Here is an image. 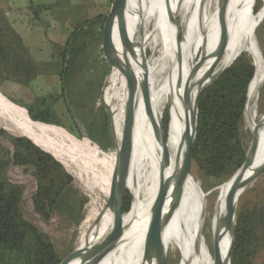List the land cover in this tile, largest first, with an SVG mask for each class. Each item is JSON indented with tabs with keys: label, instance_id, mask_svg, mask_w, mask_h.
Listing matches in <instances>:
<instances>
[{
	"label": "bare ground",
	"instance_id": "1",
	"mask_svg": "<svg viewBox=\"0 0 264 264\" xmlns=\"http://www.w3.org/2000/svg\"><path fill=\"white\" fill-rule=\"evenodd\" d=\"M253 1L130 0L129 14L125 12L130 39L134 41L139 39L142 20L138 14L143 17L146 27H150V33L144 36V47L152 51L149 61V85L155 114L160 116L166 105H169L166 144L171 168L165 171L166 177L180 162L183 154L182 146L190 114L186 109L184 97L189 85V75L194 97L208 77L220 72L239 54H249L253 58L255 72L247 91L245 115L247 126L250 124V128L254 129L258 125L252 116L251 105L258 85L264 82V58L258 52L255 38L251 36L252 20L256 17L249 19L251 8L249 5ZM261 1L263 6L257 13V20L261 18L260 22L264 20V0ZM169 8L174 17L182 23L178 60L175 55V26L170 19ZM111 15V25L103 35V51L115 63V68L101 100L102 105L110 109L109 114L113 118L117 139L120 137L122 125L134 124V130L127 134L126 145L123 148L125 184L132 187L134 201L130 212L123 217L120 246L100 264H163L143 247L150 207L158 188L160 151L156 144L155 125L144 113L139 71L135 66L128 39L122 32L118 0L113 2ZM225 20L224 38L216 56L211 59ZM260 22L255 23L253 30ZM206 27L209 28V33L205 39ZM0 125L8 126L16 135L29 138L58 161L62 158L71 161L80 158L79 161L82 158L79 155L83 152L88 156L97 157L89 147L81 146L66 132L32 122L23 108L12 105L1 93ZM80 138L91 143L86 132H83ZM107 152L108 150L102 151V154L105 155ZM105 159L110 162L109 169ZM98 164L106 169L110 177L104 181L103 194L106 203L99 208L94 206L93 201L89 204L85 227L83 226L84 230L81 235L79 234V247L73 251L72 257L65 259L62 264H78L86 256H89L90 260L95 259L106 247L113 231L115 215L112 192L116 184L117 153L116 159L110 160L105 156L103 160H98ZM262 167L264 124L252 152L250 173ZM98 174L103 180L104 174L101 171H98ZM232 182L233 180H229L218 187V195L210 213L208 203L210 194L203 192L194 179L186 181L158 233V244L166 257L173 252L179 257L178 264H214L212 241L209 245L207 238L213 237L217 220L224 213L225 198ZM111 216L113 220H110ZM207 225L210 236L206 237ZM230 245V237L224 236L220 242L222 264H227Z\"/></svg>",
	"mask_w": 264,
	"mask_h": 264
},
{
	"label": "trees",
	"instance_id": "2",
	"mask_svg": "<svg viewBox=\"0 0 264 264\" xmlns=\"http://www.w3.org/2000/svg\"><path fill=\"white\" fill-rule=\"evenodd\" d=\"M45 9L43 5H29V10L35 16ZM257 13L255 8L251 9L249 19ZM104 18L101 16L77 25L66 44L56 49L52 61L39 65L0 9V89L14 85L27 92L39 76L52 75L51 72H54L60 81L64 110L56 98L47 101L35 91L30 92L34 96L31 99L33 102H25V106L20 101L10 100L5 94L3 96L13 105L23 108L32 122L68 129L72 133L71 126L76 131L78 129L67 110L65 92L91 146L99 153L112 146L108 113L98 103L97 94L106 75V64L98 57L99 46L103 49ZM99 39L102 43L98 46ZM256 39L258 43L264 44V26ZM254 72L253 59L247 53H241L216 81L204 89L198 99L194 166L217 185H223L232 178L245 161L250 133L245 129L244 111ZM92 75H95V81L90 90L88 80ZM80 81L86 84V88L80 86ZM168 120L167 111V125ZM0 137L11 147L8 149L0 144V264H60L63 259L50 238L23 216V188L10 183L6 174L10 166L25 168L31 173L36 182L32 203L35 213L42 220L49 221L64 207L78 224L83 204L75 210V207L66 203V194L73 178L52 155L27 138L12 136L4 130L0 131ZM126 189L132 192L128 184ZM130 208L131 197L126 191L124 212L129 213ZM110 220H113L112 216ZM262 254L264 189L251 200H239L230 264H254Z\"/></svg>",
	"mask_w": 264,
	"mask_h": 264
},
{
	"label": "water",
	"instance_id": "3",
	"mask_svg": "<svg viewBox=\"0 0 264 264\" xmlns=\"http://www.w3.org/2000/svg\"><path fill=\"white\" fill-rule=\"evenodd\" d=\"M114 1L115 0H111V8L109 10V13L105 16L103 31L107 30L111 25L112 22L111 12L113 9ZM118 3H119V10L121 13L122 32L123 35L126 36L128 39V42L131 47V53L135 62V66L139 71L138 78L141 88L142 99H143L144 113L146 118H151L152 121L154 122L155 132H156V144L160 151L158 188L153 203L150 207V211H149L150 216H149L148 226L144 235L143 247L147 248L149 252L155 258L159 259L163 264H170L168 261V257H166L162 253V250L160 249V246L158 244V233L159 230L161 229L162 224L167 219V216L171 208L173 207L174 203L179 197L184 187V184L188 179H194L195 166L193 161V148L196 138L197 123H198V99L200 94L204 91V89H206L210 84L216 81L232 65V63L236 60V58L240 54L236 58H234V60L224 69H222L220 72L208 77L204 82L203 86L195 93L194 97L192 96L193 90H192V85L190 84L191 75H189L188 77L189 85L185 90L184 97H185L186 109L189 111L190 114L188 116L189 119L187 124L186 136L184 139V144L182 146L183 154L180 162L171 169L169 175H167L166 177L164 175L165 171H168V169L171 168V162L169 159L168 148L166 144V136H167L166 112L169 108V105L168 104L166 105L165 109L163 110V113L160 116L155 114L153 107L152 92L149 85V61L150 58L152 57V51L144 47V36L146 35V33L147 34L150 33V27L149 26L146 27V24H144L143 22L144 21L143 17L140 14H138V17L140 18V20H142L139 31V39L137 41L130 39L128 32V24L125 17L126 16L125 12L127 11V13L129 14L130 11L129 10L130 0H118ZM169 15L172 23L175 26V47H176L175 55H176V59L178 60L179 58L178 44L182 32V23L180 22L179 19L174 17L170 8H169ZM225 31H226V20L224 21L221 27L218 43L215 51L211 55V59L216 56L221 46L222 40L224 38ZM98 51H100V46ZM98 57L106 64V61L101 56V54H98ZM67 58L68 55H66V60ZM253 65H254V61H253ZM195 70L196 69H194V71ZM64 100L72 120L74 121L78 131L82 135V133L86 131L83 125L80 123L77 115L73 112V109L70 107L65 92H64ZM245 112L246 111H244V114ZM108 119L110 125L112 147L114 148V150H116L117 153L116 184L112 192L114 215H115L114 228L104 250L95 259L90 260L89 256H86L78 264H100L109 254H111L116 248L120 246L122 241V236H123L122 221L124 215L126 214L124 212V201H125V193L127 191L125 184L126 169H125L123 148L125 145V139L127 137V134L131 130H134V124H132L131 126L122 125L120 137L119 139H117L115 134L113 118L109 113H108ZM263 124H264V116L260 119L257 127H255L253 130H250V140L247 145L245 161L242 167L236 172V174L232 178L229 179V180H233V182L225 198L224 213L222 216L218 218L216 223V229L212 237V255L214 258V264H222L220 242L222 238L226 235H228L231 240L230 254L227 260V264H230V256H231V251L234 242V235H235L236 210L239 200L243 195V193L247 190V188L256 179L264 175V167H262L261 169L255 172L250 173L252 152L258 143L259 132ZM27 139L30 140L29 138ZM44 152L50 154L47 151ZM164 181L166 183H164ZM72 254L73 251L65 259L71 258ZM65 259H63L62 262Z\"/></svg>",
	"mask_w": 264,
	"mask_h": 264
},
{
	"label": "rangeland",
	"instance_id": "4",
	"mask_svg": "<svg viewBox=\"0 0 264 264\" xmlns=\"http://www.w3.org/2000/svg\"><path fill=\"white\" fill-rule=\"evenodd\" d=\"M20 1L22 2L23 0H20ZM43 1L45 4H47V7L50 8V10L46 11V14H45V12H42L41 17L43 16V14H45L49 18H55L58 22H60L62 24L68 23L70 21L72 22L75 20H76V22H78V24L79 23L81 24V22L83 23L85 20H87L86 19L87 17L84 14H78V15L75 14L79 10V6L77 5L78 0H55V1L54 0H43ZM82 1L83 0H81L80 3H82ZM84 1L86 2V5L89 4L90 2H92V0H84ZM57 3L59 6H56ZM68 3H70V4H68ZM75 3L77 6L74 5ZM109 3H110V6L108 8V13H109V10L111 8V0H109ZM32 5L33 6L39 5L38 0H33ZM80 5L82 6L81 8H85V6H83V4H80ZM66 6H67V8H66ZM250 6H251L250 10L255 8V12H257L263 6V3L261 0H254L249 5V7ZM32 13H34V12H32ZM104 20H105V18H104ZM260 21H261V18L257 20V15L252 20L253 25H252V29H251V36L253 39L255 38L258 52L264 58V44L258 43V41L256 39L258 37V35L261 33L262 27L264 26V20L262 22H260ZM257 22H260V23L258 24L256 29L253 30V26ZM208 29H207V27L204 29L205 35H206L205 39L209 33ZM36 30L44 31L45 30V24L39 22V24L36 27ZM102 30H103V28H102ZM102 30H100V32ZM99 38H100V34H99ZM100 43H102V42L99 39L98 46ZM101 49L102 48L100 45V54L104 58V60L106 61V65H107V66L104 65L106 75H105L103 81L101 82V84L97 90V92H98L97 93L98 94V103L102 105L101 98H102L104 89L108 84V80L111 76V73H112L113 69L115 68V63L112 60H110L104 54L103 49L102 50ZM51 74H52L54 80L46 79L47 81H52V84H50L49 86L47 84H45V78H44V81H43V78H40L39 80L32 82L28 88L29 90H27V92L25 91V93L21 94L18 91H15L13 88L7 89V87H6V89L5 88L0 89L1 90L0 93L2 95L5 94L10 100H12L14 102H18V101L22 102L25 106V102L26 103H30V102L32 103L33 102L31 99H33L34 96L32 95V93H30V90L34 89L35 87H38V88L41 87L42 90L36 91L37 95L41 98H45L47 101H52L53 98H56L57 101L59 100L60 108L62 110H64V105L62 103V98H61L60 81L55 80V78H58V77L55 75L54 72H51ZM55 81L57 84L55 83ZM94 81H95V75L90 76L89 80H88V87L90 88V90H92V88H93ZM89 82H90V84H89ZM81 85L83 88L84 87L86 88V84L81 82L80 86ZM79 88H81V87H79ZM257 88L258 89H256V91L252 97L251 111H252V116H253L254 120L258 124L261 117L264 115V82L260 83ZM10 91L13 92L14 94L9 93ZM22 97L24 98L23 100H22ZM103 107L106 109V111L108 113H110L109 108H107L105 106H103ZM244 121H245V129L250 133V130L252 128H250L251 126L249 123H248L249 125L247 126L245 114H244ZM58 129L69 134L81 146H87V147H89L90 150H92L95 154H97V157L95 158L94 156H92V155L88 156L86 153L83 152V154L79 155V156H82L81 160H79L80 162L78 161V159H80L78 157H76L78 159H72V161H71V159H67V158H62V159H60L61 161H58L54 157L64 167L66 172L69 175H71L73 178L72 186H71L69 192L66 194L67 205H69V206L71 205V206L75 207V210H77L79 205L83 204L82 211L80 212V218H79L78 224H76L74 222V219L69 216V210H66L64 207H62V209H60L49 221L42 220L39 217V215H37L35 213L33 203H32V197L36 192V182H35V179L32 177L31 173L29 171L25 170V168L10 166L7 170L6 176H7V179L10 183H12L14 185L21 186L23 188V197H22L21 208H22V213H23L25 220L28 221L29 223H31L32 225H34L41 232L45 233L50 238L52 244L54 245V247L57 250L60 257L62 259H65L72 251H74L76 248L79 247V238H80V235H81V233L85 227V220L87 217L89 204L93 201L94 206L99 208L100 206H104V204L106 203V197L103 194L104 183H105L104 181H107L110 177H109L106 169H103L102 167H100V165L98 164V160H101V159L103 160V158L105 156L109 157L110 160L111 159L113 160L114 158L116 159V153H115L116 150H114V148L112 146H110L107 154L104 155L102 153H99L96 149H94L88 140H86V141L82 140L80 138V136H81L80 132L76 131L75 128H73L72 126H71L72 133H70V131H68V129H64V128H62V129L58 128ZM1 130L8 132L12 136L21 137L19 135H16L15 133H13L9 129V127L6 125H0V131ZM249 140H250V136H249ZM249 140H248V142H249ZM0 144L3 145L5 148L11 149L9 143L1 137H0ZM59 144H62V143H58V145ZM125 145H126V143H125ZM84 158L86 159L87 162L85 161ZM63 161H65V162H63ZM105 163L107 164L108 169H109L111 167L110 162L106 160ZM74 164H76V165H74ZM78 168H79V170H78ZM98 171H101V173L104 174L103 180L100 178V176H98L99 175ZM87 172H88V174H87ZM194 180L199 184L200 189L203 192L210 194L208 197V203H209V212L211 213L212 209H213V204H214L215 199L218 195L217 189L221 185H217L216 183H214L210 179L205 178L204 175L201 172H199L196 168H194ZM130 188L132 190L131 186H130ZM263 189H264V175H262L258 179H256L247 188V190L243 193L241 198H243L244 200H247V199L251 200L256 195L261 194ZM127 192L131 197V207H132V204L134 201L133 194H132L133 190L131 193L128 190H127ZM207 228H209L208 225L205 229L206 237L210 236L209 235V229H207ZM207 239H209L208 243L210 245L212 238L210 239V237H208ZM167 257H168V261L170 264H178L179 257L177 254L170 252L167 255ZM254 264H264V254L260 255L255 260Z\"/></svg>",
	"mask_w": 264,
	"mask_h": 264
},
{
	"label": "crops",
	"instance_id": "5",
	"mask_svg": "<svg viewBox=\"0 0 264 264\" xmlns=\"http://www.w3.org/2000/svg\"><path fill=\"white\" fill-rule=\"evenodd\" d=\"M32 1L33 0H23L22 2L20 0H0V9L13 29L20 35L23 44L28 48L32 58L39 65H45L52 61L56 49H61L66 44L71 32L77 25H80V23L78 24L75 20L62 24L55 18H49L45 14L50 8L47 7V4H45L43 0H38V3L46 8L42 11L45 12V14L41 17L42 12H39L38 15L35 16L29 10V5L32 4ZM80 1L81 0H78L77 3L79 10L75 14H84L87 17V20L84 22L106 16L108 13V8L110 6L109 0H92V2L87 5L84 0L82 3H80ZM80 4H83L85 8H81L82 6ZM74 5H76V3ZM56 6H59L58 3ZM39 22L45 24L44 31L36 30ZM40 78H43V81L45 78V84L48 86L52 84V81H47L46 79L54 80L52 75L39 76L36 80ZM55 80L59 81L58 78H55ZM9 88H13L21 94L25 93V90L19 86L12 85ZM39 90H42L41 87H35L30 92ZM9 93L13 92L10 91Z\"/></svg>",
	"mask_w": 264,
	"mask_h": 264
}]
</instances>
